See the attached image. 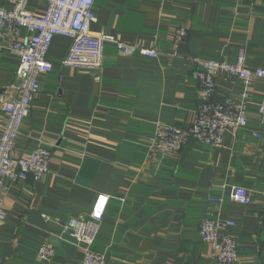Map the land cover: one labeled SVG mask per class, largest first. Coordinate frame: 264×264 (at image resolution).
Masks as SVG:
<instances>
[{"label": "crops", "instance_id": "obj_1", "mask_svg": "<svg viewBox=\"0 0 264 264\" xmlns=\"http://www.w3.org/2000/svg\"><path fill=\"white\" fill-rule=\"evenodd\" d=\"M27 8L40 14L46 4L29 0ZM93 10L91 33L158 54L124 56L107 44L96 78L63 66L70 39L53 38L52 69L38 76L40 90L13 146L15 157L48 149V172L6 182L0 264H79L83 247L61 227L88 214L98 195L108 199L91 249L109 264H217L198 235L211 196L222 199L221 219L235 222L238 259L230 264H264V80L250 85L247 125L225 132L219 146L191 138L178 153L161 155L150 145L158 122L191 126L205 101L196 79L201 61L234 63L244 53L249 68H264V0H94ZM181 27L186 34L175 43ZM18 61L0 52V97ZM214 79L213 99L240 95L236 76L220 71ZM1 106L0 99V134ZM231 186L246 188L249 203L230 201ZM43 244L54 249L50 261L37 257Z\"/></svg>", "mask_w": 264, "mask_h": 264}, {"label": "built area", "instance_id": "obj_2", "mask_svg": "<svg viewBox=\"0 0 264 264\" xmlns=\"http://www.w3.org/2000/svg\"><path fill=\"white\" fill-rule=\"evenodd\" d=\"M43 1L46 8L40 14L27 8L29 0H10V6H0V52L9 50L19 60L15 81L6 89L9 93L0 97L5 115L0 134V221L6 217L3 200L6 182L14 183L28 177L42 180L48 172L51 155L48 149L37 147L26 156L15 157L13 146L21 123L29 114L32 100L40 90L38 76L52 69L47 55L53 38L65 36L70 39L60 61L63 66L89 71L96 78L102 71L103 50L107 44H112L124 56L139 53L154 58L158 54L153 48L121 41L112 34L91 33L90 24L95 20L94 0ZM22 30L28 31L29 36H23ZM185 34V28L177 29L175 43L180 42ZM200 64L202 69L197 71L196 79L205 93V101L198 107L189 128L162 122L156 124L150 145L161 155L178 153L191 138L219 146L225 132L247 125L246 105L250 85L253 80H264V68H249L244 53H239L234 63L205 60ZM220 71L236 76L241 82L242 91L237 98L213 99L216 91L214 76ZM258 113L259 122H264V104L258 106ZM107 199V196L98 195L88 214L70 218L61 227L63 235L83 247L79 264H109L101 254L91 249ZM229 200L248 204L250 194L242 186H231ZM221 202L220 198H209L211 206L199 223L198 235L210 245L211 256L217 264H230L238 259V241L231 232L235 222L220 217ZM37 257L50 261L54 257V249L49 244H43Z\"/></svg>", "mask_w": 264, "mask_h": 264}]
</instances>
